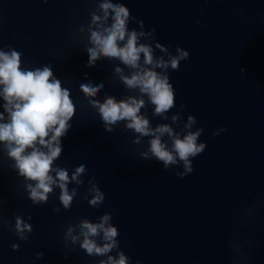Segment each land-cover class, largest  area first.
Here are the masks:
<instances>
[{
  "label": "water",
  "instance_id": "water-1",
  "mask_svg": "<svg viewBox=\"0 0 264 264\" xmlns=\"http://www.w3.org/2000/svg\"><path fill=\"white\" fill-rule=\"evenodd\" d=\"M121 2L144 22L145 30L156 29V42L173 54L176 47L189 52L179 71H169L176 107L167 115L183 104L181 123L189 115L196 118V127L204 129L200 142L206 143V150L193 160V173L179 179L175 173L182 168L165 171L162 164L139 158L148 138L133 144L134 135L123 124L112 133L104 130L79 91L87 82L84 74L94 84L104 83L97 96L101 101L105 95L120 99L128 93L113 75L118 61L85 67L88 34L79 27L89 21L95 0H0V45L22 52L25 65L51 64L76 104L56 164L70 174L80 164L87 167L80 195L65 211L58 189L47 204L32 205L10 162L0 160L4 218L14 225V214L25 220L31 215L33 227L27 243L0 230V264H97L100 258L87 256L78 245L69 252L63 237L78 219L96 222L110 211L120 248L132 264H232L233 235L253 241L251 249L245 248L250 254L247 264H264V0ZM136 27L129 24L130 29ZM152 111L149 106L153 127L170 123L153 118ZM221 127L226 132L213 137ZM92 177L106 197L100 208L82 199ZM253 204L255 219L242 226L240 213ZM12 243H19V251L11 250ZM39 252L44 256L37 260Z\"/></svg>",
  "mask_w": 264,
  "mask_h": 264
},
{
  "label": "clouds",
  "instance_id": "clouds-1",
  "mask_svg": "<svg viewBox=\"0 0 264 264\" xmlns=\"http://www.w3.org/2000/svg\"><path fill=\"white\" fill-rule=\"evenodd\" d=\"M89 17V21L79 27L80 33L87 31L88 34L84 47L88 56L85 67L95 68L102 60L118 61L113 75L128 94L120 99L105 95L101 101L97 96L104 89V83L94 84L85 73L87 82L79 85L83 99L95 110L106 132L112 133L117 125L123 124L125 130L133 133V144H143L148 138L146 149L139 153L140 159L162 164L165 171L182 168L175 175L179 179L187 177L194 171L193 160L206 150V143L200 142L204 129L196 127L198 122L191 115L181 123V113L186 111L183 104L171 117L167 114L176 107L169 71H179L181 62L189 59V52L176 47L173 54L168 47L156 42V29L145 30L144 22L132 16L121 0H95ZM130 23L137 27L130 29ZM241 73L245 70L241 69ZM149 106L153 108V118L170 120V123L153 127L147 115ZM75 113L71 90L63 86L51 64L25 65L22 52L11 45H0V160L6 157L10 162L9 168L22 179L24 192L34 206L47 204L58 189L59 203L68 211L85 184V164L75 167L71 174L67 167L56 164L62 156V140L72 129ZM223 132L226 129L221 127L213 131L212 136ZM87 185L82 199L90 207L100 208L106 197L95 177L89 179ZM3 203L0 200V230L6 229L14 233L18 241L27 243L33 233L32 216L25 220L22 215L14 214L13 225L4 218ZM53 211L58 214L60 208ZM256 211V204L242 209V226L247 227L255 219ZM112 218L110 211L99 216L96 222L82 218L69 224L63 237L64 247L71 252L78 245L87 256L100 258L97 264H132L131 258L120 248V233ZM10 247L13 252L20 249L19 243H12ZM252 247V240L233 235L229 241L232 264H247L250 254L245 248ZM43 256L44 253L39 252L36 259ZM64 258L68 259L67 254Z\"/></svg>",
  "mask_w": 264,
  "mask_h": 264
}]
</instances>
